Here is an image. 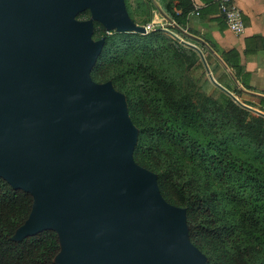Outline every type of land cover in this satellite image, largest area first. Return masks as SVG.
Wrapping results in <instances>:
<instances>
[{
    "label": "water",
    "instance_id": "obj_1",
    "mask_svg": "<svg viewBox=\"0 0 264 264\" xmlns=\"http://www.w3.org/2000/svg\"><path fill=\"white\" fill-rule=\"evenodd\" d=\"M154 4L241 91L264 98L243 89L203 39ZM85 9L107 29L146 33L124 0H0V178L32 197L12 239L55 231L56 264H208L189 242L184 210L166 203L154 175L134 161L122 95L90 78L102 43L92 39V21L76 20Z\"/></svg>",
    "mask_w": 264,
    "mask_h": 264
},
{
    "label": "trees",
    "instance_id": "obj_2",
    "mask_svg": "<svg viewBox=\"0 0 264 264\" xmlns=\"http://www.w3.org/2000/svg\"><path fill=\"white\" fill-rule=\"evenodd\" d=\"M144 2L147 9L150 6L152 10L156 9L155 0ZM182 3L180 14L176 12L180 6H172L171 3H164L161 10L185 29V15L192 10V6L190 0ZM130 17L135 20L131 14ZM151 18L152 12L149 22ZM186 31L193 34L189 29ZM95 33L99 35L101 32L96 29ZM102 35L106 38V46L115 47L120 43L116 40L127 39L124 40L125 60H129L132 53H137L138 60L142 63L146 62L149 55V44L145 43L148 39L154 38L162 46L163 41L168 39L159 30L146 34L118 33L113 36L107 35L103 30ZM110 42L112 43L109 44ZM195 42L202 48V53L205 52L204 60L209 66L213 55L204 45ZM183 49L196 55L192 48ZM101 56L92 69V74L100 68ZM197 68L202 76L205 67L198 57ZM97 76L101 81L110 78L101 73ZM229 76L224 71L217 78V83L234 95L235 91L239 95H246L236 86L233 90L230 88L224 81L226 77L233 83ZM249 96L262 109L250 107L264 113V98ZM239 102L215 84L197 97L187 91L175 96H158L154 104L155 121L149 125L147 136H139L133 159L145 169L156 173L161 184L166 181L174 183L187 199L188 211L192 207H197V211L205 209L211 205L208 204L209 200L215 204L222 198L233 209L234 223L238 225L236 228L231 227V233L235 234L239 228L247 225L248 232L254 236L249 237L251 243L244 247L250 252L249 262L264 264V255L252 245L254 242L259 247L264 245V116L241 105L244 102ZM154 138L161 145L167 139L176 147V161L163 158L160 147H147V142ZM191 164L195 167L192 172L178 173V168ZM204 186L206 189H203ZM31 204L32 197L29 193L12 188L0 178V264H56L55 257L60 251V243L55 231L44 230L21 240L12 239L16 229L27 218ZM188 224L190 229V220ZM190 238L192 239L191 235Z\"/></svg>",
    "mask_w": 264,
    "mask_h": 264
},
{
    "label": "rangeland",
    "instance_id": "obj_3",
    "mask_svg": "<svg viewBox=\"0 0 264 264\" xmlns=\"http://www.w3.org/2000/svg\"><path fill=\"white\" fill-rule=\"evenodd\" d=\"M124 2L129 16L131 14L135 18L134 20L130 17L135 24L144 26L150 23L148 18L152 9L151 6L149 9L146 8L144 0H124ZM132 7H136L138 16L133 14ZM76 20L92 21V39L102 43L99 55L90 70V78L98 84L109 83L116 92L122 95L128 118L135 131L133 152L139 136H147L149 125L152 121H155L154 104L158 96H175L181 94L183 91H187L192 96L196 95L197 97L200 93L210 89L214 84L211 80L213 73L204 60L205 52L202 53V48L195 41L186 38L177 29L169 26L166 20L154 22L160 25L155 26L154 30H157V32L159 30L160 34L168 39L163 41L164 46L154 38L148 39L145 43L149 44V55L144 63L138 60L137 53H132L129 55V60H125L124 45L126 43L124 40L127 39L119 38L116 41L120 43L115 45V47L112 45L106 46V38L102 35L103 30L107 35L111 36L118 33L139 32L123 31L117 28L107 29L93 18L90 9H85L78 13ZM96 29L101 32L99 35H96ZM151 31L146 33H150ZM187 43L195 45L202 55ZM158 46H161V48H158ZM183 48L194 49L193 51H195L196 55L185 51ZM152 49H157V51L154 52ZM100 55H102L99 61L100 68L97 71L95 70V74H92V69H94ZM197 57L198 59H203L207 66L206 68L204 65L205 73L202 76L200 75V70L197 68ZM211 69L217 74L216 66H212ZM99 73L104 77L108 76L110 78L101 81L97 76ZM197 80L200 81L196 83ZM234 93L236 95H233L235 97L238 96L239 100L247 104V106L262 109L251 97L244 94L239 95L237 91ZM251 113L256 115L253 112ZM147 147H160L163 158L165 157L168 161H176L177 159L175 154L177 155L178 151L167 139H164V145H161L154 138L153 141L147 142ZM146 153L143 152V154ZM137 165L139 164L137 163ZM139 166L142 167L141 165ZM194 168L193 164L182 166L178 168V173H190ZM146 170L154 175L161 198L166 203L184 210V229L189 242L202 254L208 264H252L249 262L250 252L244 247L251 243L249 237L252 236L253 238L254 236L248 232L249 228L247 225L239 228L235 234L231 233L233 229L231 227L236 228L238 225L234 223L233 209L229 204L222 198L215 204L209 200L208 204L211 205L205 209L197 211V207H192V210L188 211L187 199L180 193L174 183L166 181L161 184L158 181L156 173L148 169ZM203 189H206L205 186ZM188 220L191 223L190 229ZM252 245L264 255V245L259 247L256 246L255 242Z\"/></svg>",
    "mask_w": 264,
    "mask_h": 264
},
{
    "label": "crops",
    "instance_id": "obj_4",
    "mask_svg": "<svg viewBox=\"0 0 264 264\" xmlns=\"http://www.w3.org/2000/svg\"><path fill=\"white\" fill-rule=\"evenodd\" d=\"M182 1L185 0H155L160 8L164 3L179 5L177 14L182 11ZM233 2L240 9L243 32L236 34L228 28L214 0H190L192 10L185 15L183 27L191 30L193 35L203 39L213 49L243 89L264 95V0H233ZM195 7H198V14L193 12ZM135 10L136 7H132L133 14L138 16ZM161 20L165 21L157 9L152 10L150 22ZM212 66L217 67V74L211 69ZM209 67L216 82L224 71L227 73L214 55ZM224 81L232 90L236 86L226 77ZM246 95L252 94L246 93Z\"/></svg>",
    "mask_w": 264,
    "mask_h": 264
},
{
    "label": "built area",
    "instance_id": "obj_5",
    "mask_svg": "<svg viewBox=\"0 0 264 264\" xmlns=\"http://www.w3.org/2000/svg\"><path fill=\"white\" fill-rule=\"evenodd\" d=\"M192 1V0H191ZM219 10L228 26V28L236 34L243 32L244 25L241 19V12L240 9L235 5L233 0H214ZM195 14L199 13L198 7L193 9ZM155 26H160L157 23L150 22L143 27L145 28L146 32L155 29Z\"/></svg>",
    "mask_w": 264,
    "mask_h": 264
}]
</instances>
